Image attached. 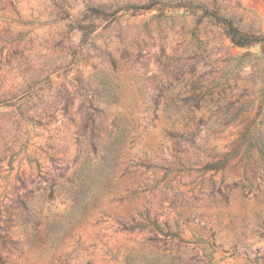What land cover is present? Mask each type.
Returning a JSON list of instances; mask_svg holds the SVG:
<instances>
[{
  "label": "rangeland",
  "instance_id": "obj_1",
  "mask_svg": "<svg viewBox=\"0 0 264 264\" xmlns=\"http://www.w3.org/2000/svg\"><path fill=\"white\" fill-rule=\"evenodd\" d=\"M88 5L112 14L89 21ZM223 19L264 35V0H0V264H264V161L247 138L264 141V43L233 45ZM114 120L134 129L100 180ZM25 139L48 177L87 161L98 190L49 249L74 201L55 193L38 214L14 188L33 168L13 156ZM19 199L36 226L16 223Z\"/></svg>",
  "mask_w": 264,
  "mask_h": 264
},
{
  "label": "trees",
  "instance_id": "obj_2",
  "mask_svg": "<svg viewBox=\"0 0 264 264\" xmlns=\"http://www.w3.org/2000/svg\"><path fill=\"white\" fill-rule=\"evenodd\" d=\"M190 7V3H188ZM196 8V7H194ZM87 13H89L88 20L91 21L94 18H104L107 15H111L112 13H105L102 9H96L92 6H87L86 8ZM222 23L225 27V32L230 40V42L238 47H250L255 44L264 43V35L255 34L249 31H242L237 25L234 24L231 20H222ZM79 29L83 31V35L87 36L92 32V29L88 27H82L79 26ZM91 110H95L92 104H88L87 106ZM87 116V120L89 121V125L94 124L95 118L93 117L92 113H89ZM104 123L100 122L99 126H95L92 128L91 134H90V146L93 153L97 152V139L99 138V131L104 130ZM112 128L106 132L107 141L104 145H102L101 148V155L100 158L102 160L103 166L106 168L104 172H102V175L100 176V180H103L107 175L109 169L116 163L118 159V155L120 154V149L122 146L126 143L127 137L130 134L131 131H133L134 126H131V128L122 129L120 125L117 123V121H113ZM245 136V134H243ZM248 145L253 143L257 146L262 160L264 161V141L263 138L260 136L259 131L250 130L248 132ZM243 139H240V142H242ZM30 144L28 143V139H25L21 144L19 149L14 153L13 156L17 155L18 152L22 151L23 157L27 160L29 163V166H33L32 170L31 168L29 170H21L17 173L15 177V184L14 188L18 189V187H23L25 189L24 196L26 198H33V196H37V200H39L40 204L36 206V208L39 210L37 211L38 214L42 212L41 210V204L46 199H52L54 194H65L68 197H72L73 204L71 208L68 211V218H66L63 221L58 222L57 224H52L49 227V230L47 231V239L45 242V249L51 248L53 245L55 246L63 237L70 234L71 230L74 228V226L84 217L86 209L88 208V205L92 200H94L97 196L98 190H95V186L91 184V181L87 180L89 169L87 165V161L82 162L77 168H75L69 175H64V172H60L58 174V177L61 178V181H57L55 178L48 177L46 167L43 162H40L38 158L32 157L31 155L27 154L28 146ZM240 147V143L236 144L235 149H238ZM48 150L43 151V159H46L50 162V164L54 167H56L57 158L54 154V152L51 151L52 147L47 145ZM234 152L224 153L218 160L207 162L203 169H222L226 162L228 161V158L230 156H233ZM66 169V168H65ZM35 171V174L33 173ZM38 181L45 182V185L40 191L39 186L37 185ZM31 183L34 187L33 188H27L25 185L26 183ZM92 191L88 192L89 189ZM94 189V190H93ZM34 191H37V193H34ZM27 200H18V204L21 207L20 213H15L16 223L20 225L27 224L31 221V214H33L30 209L29 204L27 203ZM25 211L26 216H23V212ZM20 214V215H19ZM36 214V213H35ZM20 216V217H19ZM1 222L2 219L0 217V231L1 228ZM33 223V221H31ZM38 224V221L34 222L33 225L36 226ZM0 239H2V236H0ZM4 243V242H3ZM3 257L0 254V262L2 261Z\"/></svg>",
  "mask_w": 264,
  "mask_h": 264
}]
</instances>
